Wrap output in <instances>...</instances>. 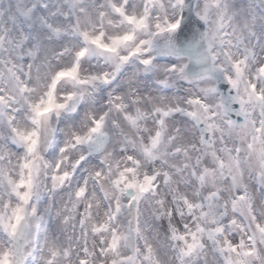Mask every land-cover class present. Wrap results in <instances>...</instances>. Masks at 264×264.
Wrapping results in <instances>:
<instances>
[{
    "label": "clouds",
    "instance_id": "9594fccd",
    "mask_svg": "<svg viewBox=\"0 0 264 264\" xmlns=\"http://www.w3.org/2000/svg\"><path fill=\"white\" fill-rule=\"evenodd\" d=\"M0 264H264V0H0Z\"/></svg>",
    "mask_w": 264,
    "mask_h": 264
}]
</instances>
